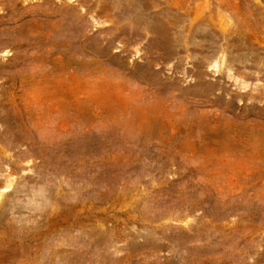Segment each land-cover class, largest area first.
<instances>
[{"label":"rangeland","instance_id":"374dc122","mask_svg":"<svg viewBox=\"0 0 264 264\" xmlns=\"http://www.w3.org/2000/svg\"><path fill=\"white\" fill-rule=\"evenodd\" d=\"M0 264H264V0H0Z\"/></svg>","mask_w":264,"mask_h":264}]
</instances>
